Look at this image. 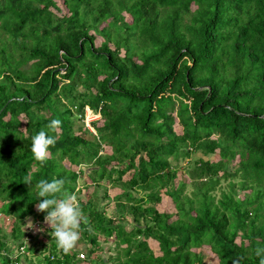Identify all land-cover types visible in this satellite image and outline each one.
I'll list each match as a JSON object with an SVG mask.
<instances>
[{
  "label": "trees",
  "instance_id": "obj_1",
  "mask_svg": "<svg viewBox=\"0 0 264 264\" xmlns=\"http://www.w3.org/2000/svg\"><path fill=\"white\" fill-rule=\"evenodd\" d=\"M60 2L64 11L55 0H0V214L12 217L0 264H20L38 244L49 249L44 264H204L203 245L216 264H259L264 0ZM85 110L98 114L91 130ZM53 119L62 125L40 164L31 138ZM86 177L112 202L109 214L95 195L79 201ZM41 179H62L60 198L76 195L88 258L59 250L50 227L43 242L22 229L25 217L44 221ZM108 185L118 189L111 198ZM162 194L173 213L155 207ZM99 235L117 247L107 262Z\"/></svg>",
  "mask_w": 264,
  "mask_h": 264
},
{
  "label": "clouds",
  "instance_id": "obj_2",
  "mask_svg": "<svg viewBox=\"0 0 264 264\" xmlns=\"http://www.w3.org/2000/svg\"><path fill=\"white\" fill-rule=\"evenodd\" d=\"M61 125V120L53 119L46 125V130L42 129L32 136L31 153L35 161L44 164L48 160L49 149L57 142L54 134L58 133ZM32 182L30 175L24 177L23 183L31 186ZM63 185L62 179L51 181L41 179L36 182L34 186L36 199L41 200L42 198L41 202L36 205V210L38 213H46L44 223L51 228L52 231L49 234L56 241L57 248L64 254H70L80 239L81 225H87L89 221L75 194L64 192L63 197H59ZM27 219L28 222L24 224L25 229L44 231L42 227L35 228L31 217ZM256 255L261 257L259 264H264V247L257 248Z\"/></svg>",
  "mask_w": 264,
  "mask_h": 264
},
{
  "label": "rangeland",
  "instance_id": "obj_3",
  "mask_svg": "<svg viewBox=\"0 0 264 264\" xmlns=\"http://www.w3.org/2000/svg\"><path fill=\"white\" fill-rule=\"evenodd\" d=\"M55 1L61 7V11H64V7L62 6L60 0H55ZM123 17H124V20L126 19L127 21H129V18H130L129 15H127L126 13H123ZM100 40H101V38L99 36L95 37L94 45H98ZM97 118H98V114L97 113L91 114L89 110H85L84 111V121L83 122L87 126H89L88 127L89 130H91L89 122L93 121V120H96ZM174 129H175V131L179 130V127H178L177 124H174ZM105 150L108 152L109 149L106 148ZM194 155H196V153ZM209 159L212 160V161H215L216 159H218V156L215 155V154H211V155H209ZM185 162H186L185 158L184 159H180L178 161V166H180V167L184 166ZM81 168L84 171L82 176L85 177V174L87 172H89V170H90L89 166L81 165ZM185 177H186L185 175L183 176L181 174H178V176H177V178H185ZM123 178H125V175L122 176V179ZM85 180H86V185H82L81 188H79L81 186L79 181H78V183L76 185V187L78 186V189H79V192H77L78 199H80L79 201L82 202V203H85L86 202V198H88V196L95 195V199H94L93 196H92V199L95 200L99 205L103 204V208L105 210V213L109 214L110 213V208L112 207V202L104 199L103 197H101V195L103 194V189L101 187H95V185H93L92 183L89 182V178L86 177ZM100 182L102 184L107 185V182L105 180L104 181L102 180ZM226 183H227V180L222 179L219 182V186L224 188ZM107 189L108 190H107L106 193L108 195V198H111V196L115 192L118 191L117 187H111L109 185L107 186ZM189 189H190L189 186H187L185 188L186 191H188ZM213 194H214L215 198H217L219 196V191L215 190V191H213ZM239 194H241V192ZM155 207L159 211L166 210L169 213H173V207L171 205V202L169 201L167 196H165L163 194L161 195V200L156 204ZM27 218H29V217H25L24 218V222L22 224V229H24V231H26L24 224H26L28 222ZM11 221H12V217L10 215L0 214V238L1 239H2V237H1L2 234L9 232V229H10V226H11ZM32 221L34 223L35 228H41V227L44 228L43 232L35 231L36 234H37L36 237L42 242L46 241L47 240L46 237L48 235L49 226L44 223L43 219L41 221L36 220V219L32 220ZM30 230L34 231L33 229H30ZM27 232H29V229H27ZM98 239H99V249L96 250V253L105 262H107V258L108 257H113L116 254V248L117 247L115 246V241L113 239V235H111L107 239H105V238L102 239V236L99 235ZM5 240H7L6 243H8V237L7 236L5 237ZM26 240L27 241H25V244L29 245V243H28L29 239L27 238ZM235 241L238 242V238H236ZM34 242H35V240H34ZM11 247H17V246H15V245L13 246V244H12ZM88 247H90L89 246V242H87L86 240H82L80 238L78 243H77V246L74 248V252H83L84 253V258H86V257L88 258V255H90V254L87 253L88 250H86ZM46 249L47 248H40L39 244H38V250L35 251L37 253H32V254H29V255H25L23 258H22L23 254L22 253L19 254V258L21 257L20 258V262H21L20 264H44L43 263V254L42 253H44V252L49 253V249H47V250ZM195 250L202 252V261H203L204 264H216V262H217L216 257L209 250L208 246L203 245V246H201V247H199L198 249H195ZM38 252H41V253L38 254ZM12 256H14V255H12ZM45 261H46V259H45ZM77 264H84V263L82 261H79ZM97 264H99V263H97ZM107 264H113V263H111L109 261Z\"/></svg>",
  "mask_w": 264,
  "mask_h": 264
},
{
  "label": "built area",
  "instance_id": "obj_4",
  "mask_svg": "<svg viewBox=\"0 0 264 264\" xmlns=\"http://www.w3.org/2000/svg\"><path fill=\"white\" fill-rule=\"evenodd\" d=\"M76 255H77V258H79V259H83L84 258V253L83 252H78Z\"/></svg>",
  "mask_w": 264,
  "mask_h": 264
},
{
  "label": "water",
  "instance_id": "obj_5",
  "mask_svg": "<svg viewBox=\"0 0 264 264\" xmlns=\"http://www.w3.org/2000/svg\"><path fill=\"white\" fill-rule=\"evenodd\" d=\"M264 116V115H263Z\"/></svg>",
  "mask_w": 264,
  "mask_h": 264
}]
</instances>
